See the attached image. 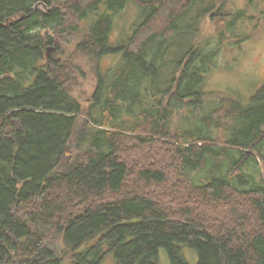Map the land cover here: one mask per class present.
<instances>
[{
  "label": "trees",
  "instance_id": "1",
  "mask_svg": "<svg viewBox=\"0 0 264 264\" xmlns=\"http://www.w3.org/2000/svg\"><path fill=\"white\" fill-rule=\"evenodd\" d=\"M255 3L0 0V264H157L161 250L190 264L185 247L198 264H264V87L202 109ZM129 6L138 19L112 41ZM77 40L89 94L62 51Z\"/></svg>",
  "mask_w": 264,
  "mask_h": 264
},
{
  "label": "rangeland",
  "instance_id": "2",
  "mask_svg": "<svg viewBox=\"0 0 264 264\" xmlns=\"http://www.w3.org/2000/svg\"><path fill=\"white\" fill-rule=\"evenodd\" d=\"M249 1L250 0H221V3H230L234 10H240L244 6L246 7ZM204 2L207 3L206 9L208 11L210 7H213L215 0H204ZM218 6H221V4ZM214 7L217 6L214 5ZM39 8L44 9L42 6ZM247 8H249L247 9L249 10V15H255L256 18L259 17L260 19L251 25V32L245 29L243 30L244 34L239 35L240 39L246 35H250L251 37L243 43V48L238 49V51L235 50L231 53H227V50H224L220 54L221 59L219 58L220 60L217 68L214 69L213 73L208 79H206L204 93H206L207 97L203 100L202 109L213 106V102L215 100L210 99L212 97H209V95L218 96V98L219 96L224 97L225 95L232 96L244 104H249L258 91L264 87V0H256V3L253 4V6H249ZM137 10L138 9L135 7L129 6L122 13L119 17L116 29L112 33V41H116L121 38L123 33H128L129 29L133 28L136 19H138ZM201 25V21L197 22L195 25L198 32H200ZM243 26L244 25H242V27ZM255 26H258V30L254 29ZM203 32L208 37L209 33L214 32V28L210 26L209 22H206L205 27H203ZM43 33H46V31ZM205 38L203 36V39H201L199 35L197 40L193 39L192 41L190 38L186 39L185 37L178 41L175 45L176 49L171 51V57L174 58L173 61L177 62V60H183V56L196 42H207L206 40L208 39ZM234 41L235 43L237 42V40ZM77 42L78 40L70 43L68 46H63L62 51H66L67 55L71 54V58L75 63L73 66H76V68H78L83 75L86 73L85 76L79 75L78 90L76 91L80 94L82 92H87L89 94L94 89L95 77L94 74L89 71L90 68L86 66L85 63H87V61L84 59L82 54L74 51ZM233 47L238 48L236 45ZM202 49L207 50L208 48L204 46ZM46 52V54L50 57L57 54V50L55 51L54 46H48V50ZM61 58L62 54L59 57V60ZM168 59L170 60V57H168ZM113 63H115L113 59L106 57L102 61V66L103 68L110 67ZM186 102L188 104H193L194 100L188 98ZM192 104H190V106H193ZM189 108L192 109L191 107ZM182 253L183 257L185 256L184 258H186L189 263L191 261L194 264H198L199 257L196 251L185 247ZM157 264H171L168 253L165 250H161L159 252Z\"/></svg>",
  "mask_w": 264,
  "mask_h": 264
},
{
  "label": "bare ground",
  "instance_id": "3",
  "mask_svg": "<svg viewBox=\"0 0 264 264\" xmlns=\"http://www.w3.org/2000/svg\"><path fill=\"white\" fill-rule=\"evenodd\" d=\"M45 7V6H44Z\"/></svg>",
  "mask_w": 264,
  "mask_h": 264
},
{
  "label": "water",
  "instance_id": "4",
  "mask_svg": "<svg viewBox=\"0 0 264 264\" xmlns=\"http://www.w3.org/2000/svg\"><path fill=\"white\" fill-rule=\"evenodd\" d=\"M50 52V51H49Z\"/></svg>",
  "mask_w": 264,
  "mask_h": 264
}]
</instances>
